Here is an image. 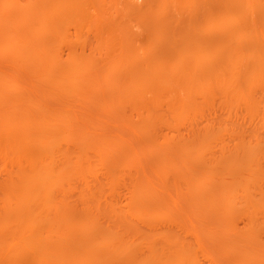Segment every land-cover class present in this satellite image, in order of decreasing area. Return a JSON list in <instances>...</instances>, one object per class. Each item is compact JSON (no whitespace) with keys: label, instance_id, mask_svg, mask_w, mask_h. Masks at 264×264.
I'll use <instances>...</instances> for the list:
<instances>
[{"label":"rangeland","instance_id":"1","mask_svg":"<svg viewBox=\"0 0 264 264\" xmlns=\"http://www.w3.org/2000/svg\"><path fill=\"white\" fill-rule=\"evenodd\" d=\"M12 1L1 18L36 15L39 29L10 25L22 53L0 45V122L58 140L69 122L74 141L57 140L47 166L26 143L29 163L61 178L31 200L42 219L28 233L44 235L51 205L65 222L27 252L23 225L8 221L29 163L0 133V264H32L82 221L99 246L91 258L73 247L86 253L75 264H125L103 256L122 243L127 264H264V0Z\"/></svg>","mask_w":264,"mask_h":264},{"label":"bare ground","instance_id":"2","mask_svg":"<svg viewBox=\"0 0 264 264\" xmlns=\"http://www.w3.org/2000/svg\"><path fill=\"white\" fill-rule=\"evenodd\" d=\"M7 2V4H9V3H11V5L10 6H12V5H14V1H12V0H0V5L2 4L3 5V2ZM19 6V5H18ZM18 6H17V8H18ZM26 7V6H25ZM19 8H21L20 6H19ZM19 11V10H18ZM20 14H21V12H19ZM18 13V14H19ZM23 13H25V12H23ZM6 14V13H5ZM18 14H16V15H18ZM35 14V13H34ZM1 15V14H0ZM1 17H3V16H0V41H1V46H3L4 48H6V47H8V48H11L12 47V49H15L16 50V52L17 51H19V49L18 48H16V47H13L12 45H14V35H12V33H11V28H9L10 27V25L11 26H14V25H21V24H26V25H33V27H31L32 28V30H31V36L32 35H38L37 34V32H36V30L37 29H39V28H37L38 26H34V25H36L37 23H38V17L36 16V15H34L33 17H31V16H28V15H21V16H18V17H16V18H11V19H7V17H6V20H4L5 19V16H4V18L2 19ZM9 20V21H8ZM20 23V24H19ZM38 25V24H37ZM26 27V26H25ZM250 27V26H249ZM14 28V27H13ZM36 28V29H35ZM249 30H250V28H248ZM252 30V29H251ZM254 30V29H253ZM252 30V31H253ZM38 31V30H37ZM40 31V30H39ZM30 31H28V33H29ZM14 33V32H13ZM15 34V33H14ZM253 34H254V36H255V31H253ZM252 35V34H251ZM250 35V38L252 37ZM19 36V35H18ZM253 36V37H254ZM26 37V36H25ZM32 37H34V36H32ZM23 39H25L24 37H23ZM26 40V39H25ZM16 41V40H15ZM19 41V40H18ZM23 43V42H22ZM15 46H16V44H15ZM252 46V45H251ZM19 47V46H18ZM31 47V46H30ZM256 47V46H255ZM256 48H258V47H256ZM21 49V48H20ZM23 49V48H22ZM21 49V51H19L20 53H22V52H24L23 50ZM26 49V48H25ZM29 49V48H28ZM234 49V48H233ZM248 49V48H247ZM255 49V48H254ZM242 50H244V48H242ZM249 50V49H248ZM252 50V49H251ZM256 50V49H255ZM13 51V50H12ZM30 51V50H29ZM33 51V50H32ZM36 51H38V49L36 50ZM36 51H33L34 52V54H36L35 52ZM229 51H231L230 49H229ZM9 52V51H8ZM26 52V51H25ZM240 52H242V51H240ZM12 53V52H11ZM30 53V52H29ZM38 54V53H37ZM12 55V54H11ZM42 55H44V54H42ZM39 56H40V54H39ZM16 57V56H15ZM36 58V57H35ZM39 58V57H38ZM19 60V59H18ZM20 62H21V59H20ZM36 62V61H35ZM20 65V64H19ZM75 67V66H74ZM232 68H234V67H232ZM76 70H77V68H76ZM69 71H71L70 69H69ZM75 70H74V68L72 69V71L70 72L71 74L74 72ZM76 72V71H75ZM74 72V75L76 74ZM78 72V71H77ZM70 75V74H69ZM75 77H77V76H75ZM74 77V78H75ZM78 79V78H77ZM73 82H74V79H73ZM76 82V81H75ZM78 82V81H77ZM78 84V83H77ZM72 85V84H71ZM74 85H75V83H74ZM76 86V85H75ZM13 87V85H10V87L9 88H12ZM189 87V86H188ZM187 89V88H186ZM189 89V88H188ZM10 90V89H9ZM3 93V92H2ZM1 93V94H2ZM0 97H2V96H0ZM2 100V99H1ZM14 103V102H13ZM59 112H61V111H59ZM45 113V112H44ZM55 113V112H54ZM12 114H14V113H12ZM24 115H28L27 113H25ZM46 115V114H45ZM52 115V114H51ZM53 115H55V114H53ZM66 115V114H65ZM64 115V116H65ZM9 116V115H8ZM21 116V115H20ZM64 116H62V117H64ZM10 119H12L13 117L10 115ZM27 117V116H26ZM55 117V116H54ZM9 118V117H8ZM50 118V117H49ZM66 118V117H65ZM21 119V118H20ZM51 119V118H50ZM49 119V120H50ZM66 119H68V118H66ZM70 119V118H69ZM15 120V119H14ZM37 120V119H36ZM55 120V119H54ZM54 120H53V122H54ZM12 120H9V121H5V122H0V133L1 134H4V135H7L8 136V141L6 142L7 143V145H8V148L7 149H9L10 150V152H8V153H11V152H14L15 153V155L17 154H20V155H22V156H24L25 158H26V160L28 161V163L29 162H32L33 161V159L36 157H34V152L32 151L33 149H31V142H33L35 145H37V147H39V146H41L40 148H41V151L39 152V155H37V158L39 157L40 158V160L41 161H43V162H45V165L47 164V162H48V165L49 164H51L50 163V161L52 162V160L56 157L54 154H51L50 152H49V150H50V148H51V146H53L54 144L56 145V142H57V140H58V138L56 139L55 137H57V136H55V137H53L54 135V133H50V131H41L39 134H37V135H34L33 133L31 134V133H28V131L26 132L25 131V133L24 134H18V133H16V131H15V128L16 127H20L21 125H22V122L24 121L25 122V120H23L22 122H16V120H15V122L14 123H12L11 122ZM68 121V120H67ZM29 122H31V121H29ZM46 122V120L44 121V123ZM57 122V121H56ZM27 123H28V121H27ZM49 123V122H48ZM67 123V122H66ZM33 124V123H32ZM51 124V123H50ZM53 124H55V123H52L51 124V126L53 125ZM59 124V123H58ZM63 124V123H62ZM68 124H69V122H68ZM68 124H66V125H64L66 128L64 129V127L63 128H61L60 130H62V131H60V134L59 135H61V136H59V140H58V142L57 143H61V142H65V140H71L70 142H72V141H74V137H73V135H71V131H69V129L71 128H68L69 126H68ZM60 125V124H59ZM30 126V125H29ZM45 126H47V125H45ZM63 126V125H62ZM71 126V125H70ZM24 127H26V124H25V126ZM23 127V128H24ZM28 127V126H27ZM56 127H58V125H56ZM20 129V128H19ZM64 129V130H63ZM22 130H24V129H22ZM45 130V129H44ZM51 130H52V127H51ZM54 130V129H53ZM52 130V131H53ZM19 132H21V130H18ZM39 132V131H38ZM49 132V133H48ZM54 132V131H53ZM69 132V133H68ZM73 132V131H72ZM0 134V135H1ZM57 135V134H56ZM76 135H77V133H76ZM2 136V135H1ZM6 136V137H7ZM76 137V136H75ZM61 140V141H60ZM28 142V144H30V146H28V144H26ZM69 142V143H70ZM77 142V141H76ZM66 143H68V141L66 142ZM78 143V142H77ZM77 143H75V145L77 144ZM79 145V144H78ZM33 147H35L34 145H33ZM6 149V150H7ZM83 150V149H82ZM85 151V150H84ZM6 152V151H5ZM8 153H7V156H6V159H7V157L10 155H8ZM56 153V152H55ZM82 153V152H81ZM5 154V153H4ZM3 154V155H4ZM67 154V153H66ZM13 155V154H12ZM5 156V155H4ZM53 156H55V157H53ZM80 156H82V154L80 155ZM84 156V155H83ZM1 158V157H0ZM15 158V157H14ZM73 158H74V156H73ZM12 159H13V157H12ZM67 159H69V158H67V157H65V160H66V162H67ZM70 159H72L71 158V156H70ZM75 159L76 160H78V159H81L80 157L78 158H76L75 157ZM8 160V159H7ZM64 160V158H63V161H65ZM82 160V159H81ZM12 161V160H11ZM16 161H17V159H16ZM63 161H62V164H63ZM71 161H73V160H71ZM75 161V160H74ZM80 161V160H79ZM42 162V163H43ZM54 162V161H53ZM68 162H69V160H68ZM82 162V161H81ZM13 163V162H12ZM26 164V163H25ZM32 163H29L28 164V168H29V172H28V174H27V176L26 177H24L25 178V181H24V183H23V193L22 194H20L19 196H18V200H19V202H18V207H19V209L18 210H15L16 212L14 213V217H13V215H12V218L13 219H11L10 221H8L9 223L11 222H14V223H19V224H22L23 225V228H21V230H22V233H21V231H20V236L18 237L19 239H18V241L20 242V243H22V245L24 246V248H23V250L24 251H27L28 252V250H29V252H30V250H32V249H34V246H36V245H39V244H41V243H43V241L45 242V240L47 239V241L49 242V241H51V240H54V239H58L59 238V236L58 235H55V234H53V233H56V226H58V228L60 227V224L59 223H61V225H62V220L61 219H59L60 217H61V214H59L60 216H59V218L57 219H55V218H50L49 216L51 215L50 213H52L53 212V210L56 208V209H58V207H53L52 205H51V210H49V212L48 213H46V215L45 216H43L44 218V227H46V228H48L47 230H46V232L44 233V235H29V233H28V231L30 232L31 231V229H34L35 227H37V225H38V222H39V220L40 219H42V217H40L39 218V213L40 212H42V211H38L39 213H37V210H35L34 209V207L32 206V205H30V203H31V200L33 199V198H35L36 196H39L41 193L43 194L46 190L48 191H53V189H57V190H59L58 189V186H59V184H60V181L59 180H61V178L58 180V179H56V178H52L51 176V174H52V172L53 171H51L50 169H48V168H43V169H35L34 168V163H33V165H31ZM70 164H71V162H70ZM75 164V163H74ZM77 164V163H76ZM14 165V164H13ZM27 165V164H26ZM45 165H44V167H45ZM64 165V164H63ZM68 164H65V167L67 166ZM82 165V164H81ZM47 166V165H46ZM62 166V165H61ZM72 166H73V163H72ZM35 167H36V165H35ZM39 167V166H38ZM42 167V166H41ZM54 167V166H53ZM58 167V166H57ZM70 168V166H67L66 168L67 169H69ZM80 167V166H79ZM17 168V167H16ZM15 168V169H16ZM19 168V167H18ZM27 168V167H26ZM27 168V169H28ZM74 169V168H73ZM72 169V167L68 170V172L69 173H67V172H65V173H67V175L69 174V176L71 175L72 176V174L71 173H75L76 174V172H75V169L77 170V168H75L74 170ZM64 170H65V168H64ZM71 170V171H70ZM73 170V171H72ZM59 171H61L60 173H62V175H63V178H65V177H68V176H66V174L64 173V171H63V169H62V167L61 168H59ZM230 172V171H229ZM59 173V174H60ZM55 174V173H54ZM58 174V173H57ZM74 174V175H75ZM22 175V174H21ZM24 176V175H23ZM61 177V176H60ZM21 178H22V176H21ZM24 178H22V179H24ZM63 180V179H62ZM189 180H191V179H189ZM23 181V180H22ZM64 181H62L61 183H63ZM198 182V181H197ZM86 183V182H85ZM190 183H192V182H190ZM61 186V185H60ZM229 186V185H228ZM233 186V185H232ZM198 187V186H197ZM51 189V190H50ZM236 189V188H235ZM60 190H63V189H61L60 188ZM223 190V189H222ZM22 191V190H21ZM46 191V192H47ZM225 191V190H224ZM229 191V190H228ZM45 192V193H46ZM61 192H63V191H61ZM235 192H236V190H235ZM136 194V193H135ZM134 194V195H135ZM133 195V196H134ZM228 195V194H227ZM226 196V195H225ZM234 196V195H233ZM237 198V197H236ZM134 199H135V196H134ZM230 200V199H229ZM235 200V199H234ZM236 201V200H235ZM243 201V200H242ZM217 202H219V201H217ZM216 202V203H217ZM213 203V202H212ZM238 203H240V202H238ZM47 204H49V202L47 203ZM46 203L45 204H43L44 206L45 205H47ZM212 205V204H211ZM248 205V204H247ZM9 206V205H8ZM10 207V206H9ZM211 208V207H210ZM237 208V207H236ZM229 210H230V208H229ZM227 211V210H226ZM236 211V210H235ZM13 212V211H12ZM152 212V211H151ZM45 213V212H44ZM43 213V214H44ZM249 213V212H248ZM9 214H10V211H9ZM42 214V215H43ZM56 214V213H55ZM152 214V213H151ZM229 214V213H228ZM231 215V214H230ZM229 215V216H230ZM56 216V215H55ZM58 216V215H57ZM56 216V217H57ZM38 218H39V220H38ZM85 220V219H84ZM88 220V219H87ZM90 220V219H89ZM92 220V219H91ZM60 221H62V222H60ZM48 222V227L47 226H45V224ZM90 222V221H89ZM93 222V221H92ZM65 222H63V224H64ZM82 223H85V222H81L80 224H81V227H82V225L84 226V227H82V228H84V229H82V231H81V228H79L78 230H80L81 231V233H80V231H79V233L82 235L81 237L79 236L80 234H78V237H77V233H76V236L75 237H73V236H71L72 234H73V231L74 230H72L71 231V235H69V236H71V237H73V238H70V241H68L67 243H64V244H62V245H60V246H56V247H47V249H41V250H39V249H37L36 251L37 252H35L34 254H33V262H32V264H43L42 263V261H45L47 258H48V256H50V255H54L55 256V259L53 260V262H48V263H46L47 261H45L44 263L45 264H75V260H74V256H76L77 254L79 255V253H77L75 250H76V245H78L79 247L81 246V247H84L83 249H84V252H88V254H86V258L88 257L89 258V256H90V258H91V252H92V250L98 245L99 246V244H97V245H95L96 244V242H94V241H92V242H94V244L93 243H91L90 241L92 240V239H90L92 236H90V235H92L91 234V232L90 231H88V230H90V228L91 227H89V225H87L86 223H85V225L84 224H82ZM91 223V222H90ZM89 224V223H88ZM94 223H92V225H93ZM65 225V224H64ZM91 225V226H92ZM21 226V225H20ZM88 226V227H87ZM94 227H95V225H93ZM92 226V227H93ZM22 227V226H21ZM62 227V226H61ZM78 227H80V225L78 226ZM77 227V228H78ZM94 227L93 228H91L92 230H94ZM55 228V229H54ZM57 228V229H58ZM86 228H88V229H86ZM55 230V231H54ZM71 230V229H70ZM86 230L88 231V232H86ZM76 231H77V229H76ZM75 232V231H74ZM84 232H86V234L84 235ZM93 232V231H92ZM70 233V232H69ZM34 234V233H33ZM90 234V235H89ZM84 235V236H83ZM58 237V238H57ZM77 237V239H74V238H76ZM80 237V238H79ZM89 237V238H88ZM79 238V239H78ZM100 238V237H99ZM103 238L104 237H102V239H101V241L103 240ZM107 238L109 239L110 237H105L104 238V242L105 241H108L107 240ZM90 239V240H89ZM111 239H109V241H110ZM102 243V242H101ZM100 243V244H101ZM106 243V242H105ZM108 243V242H107ZM66 244V245H65ZM69 244V245H68ZM72 246H71V245ZM104 244V243H103ZM94 247H93V246ZM69 246H71V247H69ZM98 246H97V248H98ZM40 247V246H39ZM73 247L75 248V250L73 249ZM78 247V248H79ZM88 248V249H87ZM97 248L95 249V250H93V252H94V255H95V251H97ZM74 250V252H72L73 250ZM81 249V248H80ZM88 250V251H87ZM81 251V250H80ZM83 251V250H82ZM76 252V253H75ZM89 252H90V254H89ZM93 252H92V254H93ZM109 252V251H108ZM124 253L125 254V256H127V257H129V259L131 258V256H130V250H129V247L127 246V244L125 245V243L123 244H120V245H118V246H116V248H115V250H113V251H110V253H107V252H105V253H107L106 255H103V256H106V258H104L105 259V261H108L109 259H110V261L111 260H113L114 258H116V255H118L119 256V253ZM122 253V254H123ZM74 254V255H73ZM76 254V255H75ZM82 254H83V252H82ZM82 254H80V256H78V257H80V258H83L82 256H84V255H82ZM128 254V255H127ZM76 256V257H77ZM117 256V257H118ZM75 257V258H76ZM77 257V258H78ZM92 257H94L93 255H92ZM154 257V256H153ZM103 258V257H102ZM31 259V260H32ZM129 259L127 258V263L128 262H130L129 261ZM132 259V258H131ZM130 259V260H131ZM151 259H153V258H151ZM105 263H107V262H105ZM127 263H125V264H127ZM108 264V263H107Z\"/></svg>","mask_w":264,"mask_h":264}]
</instances>
